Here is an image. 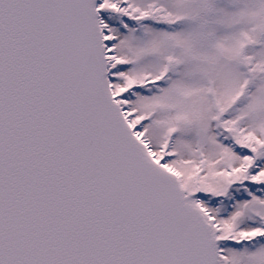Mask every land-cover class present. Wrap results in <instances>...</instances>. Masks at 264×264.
Instances as JSON below:
<instances>
[{
  "label": "snow or ice",
  "instance_id": "snow-or-ice-1",
  "mask_svg": "<svg viewBox=\"0 0 264 264\" xmlns=\"http://www.w3.org/2000/svg\"><path fill=\"white\" fill-rule=\"evenodd\" d=\"M0 264H264V0H0Z\"/></svg>",
  "mask_w": 264,
  "mask_h": 264
}]
</instances>
